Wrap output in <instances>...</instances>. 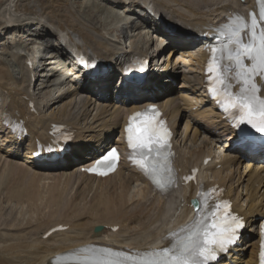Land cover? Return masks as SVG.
Returning a JSON list of instances; mask_svg holds the SVG:
<instances>
[{
	"label": "bare ground",
	"instance_id": "6f19581e",
	"mask_svg": "<svg viewBox=\"0 0 264 264\" xmlns=\"http://www.w3.org/2000/svg\"><path fill=\"white\" fill-rule=\"evenodd\" d=\"M101 1L103 6L92 3L80 16L69 5L70 0H9L15 19L0 14V34L14 31L23 39L14 40L16 51L8 52L7 60L0 58V143L5 146V156L0 154V200L20 210L26 206L28 214L36 213V219H18L26 221L25 228L12 217L14 210L6 213L8 219L0 218V264H74V258L93 260L95 253L135 257L167 247L173 241L171 235L176 234L175 238L194 221L190 202L203 191L220 194L246 223L237 245L215 264H258L259 224L264 214V144L233 135L232 123L224 120L219 105L207 92L205 65L211 49L226 35L225 25L241 22L239 17H243L249 24L255 18L258 28L264 27L260 19L264 2ZM2 6L3 0L0 9ZM121 8L127 15H135L137 25L117 16L115 10ZM118 19L124 23L113 27L111 22ZM165 20L176 29L165 25ZM122 32L126 40L132 39L128 48L117 37L113 39ZM244 37L248 42L247 32ZM61 40L71 54L61 46ZM163 52L165 58L159 64ZM173 53L177 58L171 64ZM80 56L89 64L76 59ZM134 59H142L144 65L137 72L123 73ZM99 61L103 65L98 67L94 63ZM34 77L42 78L36 88ZM176 77H180L179 90L173 91ZM115 78L119 87L112 97H121L123 106H104L102 101ZM229 82L235 84L231 77ZM255 82L264 97V78L258 76ZM85 93L94 94V98ZM147 106L163 112L173 133L174 167L180 176L198 169L195 183L186 185L180 180L174 190L161 194L129 160L124 146L126 117ZM187 109L188 114L194 109V117L207 126L203 133L216 136L196 145L199 129L188 137L191 128L185 121L182 136L177 134L178 119ZM52 125L74 136L73 145L55 144L50 135ZM97 128L99 133H95ZM85 132L94 135L85 136ZM177 136L179 144L190 143L187 151H179ZM80 139L83 143H77ZM221 140L228 143L221 144ZM23 144L21 164L7 159L21 158ZM112 146L123 154L113 175L96 179L80 173ZM219 149L222 157H215ZM70 164L77 169L68 174L43 172ZM75 184L77 190L68 199ZM133 186L140 189L131 196ZM57 226L66 230L45 238ZM98 226L102 230L95 234Z\"/></svg>",
	"mask_w": 264,
	"mask_h": 264
},
{
	"label": "snow or ice",
	"instance_id": "6c2138e0",
	"mask_svg": "<svg viewBox=\"0 0 264 264\" xmlns=\"http://www.w3.org/2000/svg\"><path fill=\"white\" fill-rule=\"evenodd\" d=\"M260 19L264 20V11L261 12ZM239 20L242 23L238 28H234L231 22L224 27L233 35L232 42L237 45L234 52L229 48L227 59L232 62L235 77L242 85L240 93L236 96L229 93V99H222L216 88H210V91L217 99H222L224 110L234 120L236 127L247 124L257 132L264 133V98L258 95L260 86L255 82L258 76L264 78V27L258 28V21L255 18L251 19L250 24L244 21L243 17H239ZM245 32L249 36L248 43L243 42ZM215 51L216 49H213V52ZM245 60L251 63L245 64ZM208 72L215 74L217 82L224 85V69L220 62L215 59L214 62H210ZM237 112L238 115L235 114ZM158 116L159 112L153 108L130 117L126 129L127 142L133 153L140 157L134 161L137 166L155 186L166 190V186L174 181L168 155L162 154V149L168 147L170 133L163 122L157 119ZM116 157L117 154L113 150L104 157V160L114 162ZM165 172L168 173L167 178ZM227 207L225 204V209ZM243 227L242 218L227 211L220 213V206L216 205L204 217H198L191 227L181 229L186 232L183 240L177 242L174 239L176 234L171 235L169 238L173 239L172 245L160 250L159 253H154L159 256L158 259L141 261L140 264H210L216 260L217 251H226L229 245L235 243L239 236L238 230ZM260 258L261 264H264V244L261 246ZM93 264L121 262L106 259L95 261Z\"/></svg>",
	"mask_w": 264,
	"mask_h": 264
},
{
	"label": "rangeland",
	"instance_id": "374dc122",
	"mask_svg": "<svg viewBox=\"0 0 264 264\" xmlns=\"http://www.w3.org/2000/svg\"><path fill=\"white\" fill-rule=\"evenodd\" d=\"M1 1V0H0ZM13 1V0H12ZM6 2V3H5ZM9 2V0H3V6L1 7V9L0 10H2L3 12L2 13H0V14H4V15H2V16H4V17H6V19L7 18H10V19H12V20H14L15 19V16H14V14L11 12V11H9V9L11 10V9H14L13 8V4L12 3H8ZM92 3H97V4H99V6H103L104 5V2H103V4H102V1L100 2V0H70V6L77 12V14L78 15H80V16H83V15H85V12H86V10H88V9H86L87 7L86 6H90ZM7 5V6H6ZM8 5H10V6H8ZM10 7V8H9ZM122 7V6H121ZM5 9V10H4ZM7 10V11H6ZM85 10V11H84ZM120 12V13H119ZM115 13L117 14V16L119 15L120 16V18H123V16L124 17H126L125 18V20H126V22H129V23H131L132 21H134L133 22V24H135L136 23V21H135V15L134 14H129V15H127L126 14V12L121 8V9H117V10H115ZM123 13V14H122ZM127 15V16H126ZM122 16V17H121ZM130 18V19H129ZM128 20V21H127ZM117 21V22H116ZM122 21V19H120V21H119V19L118 20H114V22H111L112 23V26L113 27H115V25L114 24H119V25H121V24H123L124 23V21H122L123 23H120ZM171 25L172 27H174L175 29H176V25H174V24H170L168 21H166L165 20V25ZM116 25V26H117ZM1 33V32H0ZM18 34V32H14V31H9L7 34H5L4 35V33H2V34H0V41L3 43V44H0V58L1 59H3V57H4V59H8V57H7V53L8 52H15L16 50H15V47H13V46H15V44H14V42L15 41H17V40H23L22 38H19V37H17L16 35ZM115 37H117L118 38V40L117 41H120L122 44H123V47H125V48H128V46H129V41L130 40H132V39H127L126 40V38L125 37H123V32L121 33V34H115V36H113V39H115ZM15 40V41H14ZM9 43V44H8ZM1 53H4V54H6L5 56L4 55H2ZM165 54H166V52H163L159 57H160V59H157L158 60V62H159V64H160V60H161V58L162 59H164L165 58ZM2 55V56H1ZM174 58H177V55L176 54H172V56H171V64L173 63V60H174ZM3 59V60H4ZM152 63L153 62H151V67L152 68H154V69H156L155 67H153L152 66ZM95 65H97L98 67H99V64L101 65L102 64V62L101 61H99L98 63H94ZM103 65V64H102ZM110 65V63H107V66H109ZM157 67H159V66H157ZM124 73V72H123ZM41 79L42 78H40V77H34L33 79H32V84H33V88H36V85H39V83H41ZM119 80L118 79H116L115 78V80L113 81V83L111 84V85H109L108 86V92H107V94H106V96H105V100L104 101H102V103L104 104V106H109V107H111L112 105L115 107V106H119V107H121V106H123L120 102H121V97H118L119 99H116L115 97H112L113 95V92L116 90V87H119ZM34 84H35V86H34ZM179 85H180V77H176V78H174V80L172 81V90L173 91H178L179 90ZM85 95L86 96H89V97H93V95L94 94H92V93H85ZM94 98V97H93ZM69 100V98H67V100H65L64 102H67ZM196 107V106H195ZM195 107H193V108H195ZM49 112V111H48ZM189 112L191 113V115H190V113L188 114V109H187V111H184L183 112V116H181L182 118L181 119H178V121H179V125H178V128H176L175 129V131L177 132V134L178 133H180V131H181V129H182V124H183V121H185V122H187L188 123V125L190 126V131H189V134H188V137L190 136V134H191V131L192 130H194L195 128H198L199 129V137H198V140H197V144L196 145H199L200 144V142L201 141H203L204 139H209V138H212V136L214 137V136H216L215 135V133H213V132H211L210 134H208L209 132H207V134H206V132L205 133H203L202 131H204V130H207V126L205 125V124H203L202 122L203 121H201V120H198V119H196L195 117H194V115H195V110L194 109H192V110H189ZM91 115H94V111L91 113ZM91 118V117H90ZM90 118H89V120H90ZM187 119V120H186ZM98 131V128L97 129H95V133H99V131ZM85 134V136L86 135H94V133H92V132H85L84 133ZM180 136H182V134L180 133ZM74 136H71V140L68 142V144H72L73 145V138ZM222 138V137H221ZM89 138H86V140H88ZM76 140V139H75ZM176 140H177V145H179V151H181V153L182 152H184V151H187L186 150V147H188L189 146V142H186V143H180L179 144V140H180V138L177 136L176 137ZM77 141H79V142H77V143H83L82 141H84V140H77ZM225 142H227V141H223V140H221V144H224ZM85 143V142H84ZM228 143V142H227ZM25 145H26V142L24 143ZM23 144V146L21 147V150H20V155H21V158H18V157H15V158H12V157H7V159H10L11 158V160L12 161H14V162H16V163H19V164H21L22 163V161H23V158H22V156H23V154H25V145ZM185 144V145H184ZM75 145V144H74ZM4 151H5V146H2L1 145V143H0V154L2 155V156H5V153H4ZM6 151H8V149L6 150ZM215 157H222V151H221V149H219V150H217L216 151V155H215ZM239 158H241V157H238L237 159H239ZM219 160H216L215 162H218ZM25 165H29V164H25ZM77 169V167L75 166V165H72V164H70V165H68V166H58L57 168H54V169H52V168H50V170H46V171H43V172H62V171H65L66 173L65 174H68L69 172H73V171H75ZM68 172V173H67ZM238 172H241V169H239L238 171H237V173ZM80 173H83V172H80ZM236 176V175H235ZM238 177V176H237ZM77 185L75 184L74 185V188L71 190V192H70V194H69V196H68V199L76 192V190H77V187H76ZM140 188L138 187V186H133L132 187V191H131V196L132 195H135V194H137L138 193V190H139ZM71 193H73V194H71ZM91 196V195H90ZM2 198V197H1ZM138 198H135L134 200H137ZM5 201H2V199L0 200V215L2 216H0V218L2 219V221H4L5 219H8V215L7 214H9L10 212H12L13 210H14V213L12 212V217H14L15 219H16V222L17 223H19V224H17L16 222H15V224H17V225H19V226H22V228H25L26 226H25V223H26V221H28V219L30 218V216H32L33 218H35L36 219V213H33V214H31V213H27L26 211V206H23L24 208H23V210H22V208H21V210H22V212H21V210L20 209H17V208H20V207H16V206H14V204L12 203V205L10 204V203H4ZM3 203V204H2ZM7 204V205H6ZM10 206V207H9ZM11 206H13V207H11ZM1 207H3V208H1ZM16 207V208H15ZM11 208V209H10ZM13 208H15V209H13ZM10 210H12V211H10ZM25 210V211H24ZM18 211H20L19 212V214L17 213L16 214V212H18ZM48 212V210L46 209L45 210V213L44 214H46ZM5 213V214H4ZM7 213V214H6ZM22 213H24V214H26V215H24L23 217H22ZM21 214V215H20ZM5 215V216H4ZM17 215H19V216H17ZM29 215V216H28ZM7 217V218H6ZM10 217V216H9ZM16 217H18V218H16ZM20 217H22V218H20ZM26 218V221L24 220H18V219H25ZM41 217V216H40ZM28 218V219H27ZM32 218V220H31V223H32V225H35V224H33V223H35V221L34 222H32L33 220H35V219H33ZM23 221V222H22ZM10 233H11V231H10ZM249 233H251L252 234V232H249ZM243 246V248H244V246H245V244H243L242 245Z\"/></svg>",
	"mask_w": 264,
	"mask_h": 264
},
{
	"label": "water",
	"instance_id": "95a60500",
	"mask_svg": "<svg viewBox=\"0 0 264 264\" xmlns=\"http://www.w3.org/2000/svg\"><path fill=\"white\" fill-rule=\"evenodd\" d=\"M100 230H101V227H96V228L94 229V233L97 234L98 232H100Z\"/></svg>",
	"mask_w": 264,
	"mask_h": 264
}]
</instances>
